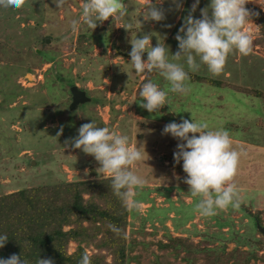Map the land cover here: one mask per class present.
<instances>
[{
    "label": "rangeland",
    "instance_id": "374dc122",
    "mask_svg": "<svg viewBox=\"0 0 264 264\" xmlns=\"http://www.w3.org/2000/svg\"><path fill=\"white\" fill-rule=\"evenodd\" d=\"M181 1L185 7L182 8L180 20L176 22L173 18L180 10H176L171 0H166V18L159 23L154 22L153 28L149 27L150 21L145 22L142 17H138L140 9L134 13L128 11L124 17H110L102 22V26L113 20L114 42L125 46L126 50H131L130 41L136 36L139 38L144 34L154 33L152 45L155 46L157 40L161 44L164 42L169 48L170 57L178 48L174 39L177 30L194 3V0ZM208 2L209 0H200L193 13L194 18H200V10L207 7ZM125 3L127 4L126 1ZM259 3L250 0L245 5L250 13H255L250 17L251 22L244 26V31L250 33L253 42L248 56H241L235 51L230 53L223 71L216 76L209 73L203 65L196 71H188L185 66L188 74L228 83L237 89L210 86L188 78V91L185 94L169 92L166 105L155 113L143 109L140 106L141 100L135 104L132 102L138 91L137 84L146 73L140 74L137 84L128 93L120 90L122 86L128 85L125 83L129 78L131 82L136 79L134 76L130 77L131 69L127 62L120 67L123 60L112 58V49L108 48L106 57H102L104 55L101 48L93 46L89 57L91 63L75 57L79 48L78 35L85 26H81L76 32L68 31L67 26L80 15L82 0H66L65 6L60 10L51 0H24L18 9H0V196L31 187L71 182L79 178L89 179L91 175L104 176L97 173L99 164L93 157L82 151L79 156L70 146H65V142L59 148L61 138L56 140L53 136L45 137L41 132L47 115L50 117L55 112H62L61 117L55 116L45 126L54 129L61 122L63 129L72 133V138L78 135L77 130L82 124L91 122L90 118H99L110 126L112 133L127 135L132 147L136 146L137 141V147L143 144L145 151L143 161L131 169L144 175L147 180L143 188L135 193L134 198L139 201L140 207L127 208L126 243L129 244L133 239L140 243L129 253V256L138 258L137 262L133 261L131 264H154L153 254L158 255L163 264L166 261L172 262L171 258H166L164 252L158 251L155 246L157 241L163 239V235L187 237L193 243H198L210 240L220 231L226 252H231L235 247L239 251L249 250L250 244L237 245L233 240H228L243 236L247 242L250 241L247 239L250 235L255 240L261 239L252 220L245 217L243 212L228 207L218 211L215 216L201 217L193 211L196 199L188 194V186L170 181L167 176L168 163L161 159L166 153L176 151L178 141L171 136L162 135V129L170 122L179 123L181 118L190 120L192 117L193 120L206 122L209 130H226L232 148L240 154L232 180L238 191L239 206L252 207V212L263 213L261 218L264 220V0H259ZM128 23L133 25L130 31L134 33L130 35L124 29ZM122 31L124 32L121 33ZM47 35H51V39L45 41L48 47H42L41 38ZM82 45L87 47L86 42ZM39 50L45 55V59L53 58L54 62L48 64L44 61L39 66V58L35 55ZM80 66H84L80 77L88 75L92 80H101L98 88L92 81L82 85L76 80ZM105 66H109V72L103 77L100 70ZM27 68H32V74L25 72ZM58 75L62 79L72 78L78 89L84 87L90 102L70 110L69 88L64 80L56 81ZM112 75H115L114 86L109 77ZM150 80L167 89V82L158 72H152ZM251 90L252 93H248ZM37 93L46 99V103L42 102L41 97L34 98ZM104 96L116 102L114 114L109 112L107 106L93 105L94 99ZM123 101L126 103L120 104ZM136 109L153 120L154 125L150 120H147L149 128L135 124L132 117ZM72 112L74 115L70 117ZM111 116L113 122L110 121ZM21 149L31 151H20ZM226 220H229L227 226L218 229L216 222ZM217 244L205 246L210 249ZM75 248L76 244L70 243L67 252L71 254ZM86 253L101 254L93 249H87ZM259 253L263 254L264 251ZM106 261L110 262V258ZM173 264L180 263L174 261Z\"/></svg>",
    "mask_w": 264,
    "mask_h": 264
},
{
    "label": "clouds",
    "instance_id": "9594fccd",
    "mask_svg": "<svg viewBox=\"0 0 264 264\" xmlns=\"http://www.w3.org/2000/svg\"><path fill=\"white\" fill-rule=\"evenodd\" d=\"M23 2L24 0H0V9H18ZM51 2L58 10L66 4V0ZM165 2L166 0L150 2L140 9L138 17H142L145 22L159 23L165 20V11L161 7ZM249 2L250 0H209L207 7L200 10V18H194L193 13L200 3V0H194L174 37L178 45L177 51L170 57L169 48L164 42L161 44L157 40L155 46L151 44L154 33L132 39L128 67L135 74L155 70L167 82L166 90L151 80L145 82L139 92L142 98L140 106L149 113H155L166 105L169 92L185 94L188 91V71H196L203 65L209 73L216 76L223 71L230 53L235 51L241 56H248L253 42L250 33L244 31V26L255 15L245 7ZM256 2L259 3V0ZM171 3L177 11L182 9L180 0H171ZM127 12L125 0H82L80 15L70 21L67 30L76 32L81 26L95 29L99 22L110 17H124ZM132 26L128 23L124 29H131ZM145 54L146 58L142 59ZM62 131L61 127L56 133L57 137ZM77 131L78 135L70 141L71 148L93 157L99 164L97 173L110 178L109 187L113 195L126 208L138 209L140 204L134 198L135 193L143 188L147 180L144 175L131 169L143 161V144L137 147L136 141V146L132 147L127 135L114 134L108 127L97 126L93 120L82 124ZM162 135L171 136L178 141L173 160L177 164L182 161V171L186 174L183 183L188 186V194L196 199L194 212L201 217H211L229 206L233 209L239 207L238 191L232 180L240 154L232 148L226 130H209L206 122L196 121L191 117L190 120L181 118L179 123L166 124ZM68 143L66 141L65 146ZM108 227L113 232L120 231L115 225L109 224ZM8 239L6 234L0 233V249ZM0 264H27V261L22 256L13 254L7 259L0 258ZM37 264H54V261L51 258H38ZM79 264H90L87 253L82 255Z\"/></svg>",
    "mask_w": 264,
    "mask_h": 264
},
{
    "label": "trees",
    "instance_id": "16d2710c",
    "mask_svg": "<svg viewBox=\"0 0 264 264\" xmlns=\"http://www.w3.org/2000/svg\"><path fill=\"white\" fill-rule=\"evenodd\" d=\"M113 26V20L109 21L104 26H102V22H99L95 29H89L85 26L77 39L79 46L77 49L78 54L75 53L77 60L81 57L80 59L91 63L89 57L92 48L93 46H97L102 50V55H104H101L102 57H106L108 48L112 49L114 51L112 58H121L124 64H121L120 67L124 66L130 59L128 56L130 50H126L125 46L122 47L117 41L116 43L114 42ZM123 32L124 31L121 33ZM125 32L129 35V33L131 34L133 31H130V29L127 31L125 29ZM47 39H51V35L41 38L42 47H48L45 43ZM83 42H86V48L83 47ZM35 55L37 59L39 58V66H41V63L44 61L48 64L54 62L53 58L46 57L45 59V55L41 53V50ZM145 58L146 54L142 59ZM101 61L102 60H100V62ZM85 65L86 64H84V66ZM84 66L79 67L76 80L82 85L88 81H92L95 83V87L98 88L101 85V80H92L88 75L80 77V71ZM31 69L32 68H27L25 72L32 74ZM100 71L103 72V77L107 76L109 66H105ZM152 72L156 71L154 70ZM152 72L146 73L138 84L137 80H139L140 74H137L134 76L136 79L135 81L131 82L129 78L125 83H128V85L120 88V90H126L128 93L131 88L137 84L138 91L132 98L133 104L138 100H142L139 95L140 89L145 82L150 80ZM89 74H92L91 71ZM114 76L115 75L109 76L113 86L115 84ZM188 77L192 81L206 83L210 86H227L237 89L234 85L194 74H188ZM55 79L59 82L64 80L69 89L75 86L73 79L70 77L62 79L61 75H58ZM79 90L85 91L88 95L84 87H79ZM243 90L247 92L246 89ZM252 91L253 90L248 91V93H252ZM38 97H41L40 99L43 98L40 93L34 96L35 99ZM98 98L94 99L92 102L94 106H107L110 113L114 114L116 112L114 111L116 103L114 100H108L105 96L102 97L103 99ZM45 101L46 99L43 98L42 102ZM68 101H70V97ZM39 103H41V101ZM125 103L126 102L123 101L120 104ZM135 112L141 116V119L138 122L135 120V123L140 124L142 128H147V120L149 121L150 119L137 109ZM61 114L62 112L60 114H56L55 112L50 117L47 115L41 126V132L45 137L49 135L53 136L52 138L55 139L61 138V142L59 145L57 144L59 148H62L63 142L66 141L69 142L68 146L71 148L70 141L73 135L69 130L63 129L62 134L58 137L56 136V133L62 127L61 122H59V125L54 129L45 126L47 121L53 120L55 116L60 118ZM72 115H74V112L69 114L70 117ZM90 119L93 120L94 118ZM93 121H95L97 126L108 127L110 130V126L105 125L99 118ZM110 121H114L112 116L110 117ZM151 121L152 120H150V122ZM139 137L142 138V135H139ZM71 150L78 152L77 154L80 156L81 150L73 148H71ZM20 151L26 152L31 150L21 149ZM161 160L162 162L168 163L167 167L169 169L167 176L170 181L187 186L183 183L186 174L182 171V161L179 164L175 163L173 160V152L166 153ZM109 185L110 178L91 175L89 179L79 178L71 182L31 187L1 195L0 233L6 234L9 239L5 246L0 249V258L7 259L15 254L17 256H22L27 261V264H37L38 258H51L54 264H79L86 250L93 249L101 254L89 255L90 264H131L133 261L137 262L138 258L136 256H129V253L140 244L139 241L133 239L129 244L126 243L127 235L125 227L128 209L113 195ZM242 206L243 205L235 209L243 212L245 217L252 220L253 225L256 226L257 223L260 227L264 228V220L261 218V214L263 213L252 212V207ZM230 207L231 206H229V208ZM228 221L229 220L217 221L218 229L227 226ZM109 224L115 225L120 231H111L108 227ZM255 226L253 227L257 230L256 232L261 239L255 240L251 235L247 236V239H250V241L247 242L244 241L246 239L243 236L228 239L233 240L237 245L248 246L250 244V249L247 251H239V248L235 247L231 252H226L225 244L223 243L225 241L221 240L222 235L220 231H218L215 236H212L210 240L205 239V241H200L198 243H193L191 239L187 237L163 235V239L157 241L155 246L158 251L164 252L166 258L169 257L172 259V262L166 261L164 264H173L174 261H178L180 264H250V262H253L252 264H264V253H259L264 251V236ZM65 228L67 229L65 230ZM70 243L76 244L75 251L71 254L67 252ZM210 243L218 244L216 247L208 249L205 245ZM153 256L154 264H163L159 261L158 255L153 254ZM107 258H110V262L106 261Z\"/></svg>",
    "mask_w": 264,
    "mask_h": 264
},
{
    "label": "crops",
    "instance_id": "0c3cea01",
    "mask_svg": "<svg viewBox=\"0 0 264 264\" xmlns=\"http://www.w3.org/2000/svg\"><path fill=\"white\" fill-rule=\"evenodd\" d=\"M126 2H127V7L126 8H128V11L129 12H133L134 13V11L135 10H138V9H142L143 7H145V6H147L150 2L151 3H155V0H125ZM183 1H181V3H182ZM164 3L161 5V7L163 8V10H164ZM183 6L185 7V4H182V8H183ZM172 9V8H171ZM182 12H183V9H181L176 15H175V17L173 18V20L176 22V21H179L180 20V18H181V15H182ZM121 26H122V24H121ZM124 26V25H123ZM122 26V27H123ZM153 26H154V22H149V27L150 28H153ZM132 33H134V32H132ZM129 35H130V33H129ZM151 44H152V42H151ZM118 60H120L119 58H118ZM119 63H121V62H119ZM124 64V63H123ZM141 74H143V73H141ZM135 75H137V74H135L134 72H132V70H131V74H130V77H132V76H135ZM143 77L140 79V80H142L143 78H144V76H145V74L144 75H142ZM140 77V76H139ZM91 100V99H90ZM133 111H134V109H133ZM123 116V115H122ZM122 116H120L119 117V121H121L120 119L122 118ZM132 119H133V121L135 122V120H137V122L141 119V116H140V114H138V113H136V112H134V116L132 117ZM153 121V120H152ZM151 121V122H152ZM150 122V121H149ZM153 123V122H152ZM135 124H137V123H135ZM153 125H154V123H153ZM150 125L149 124H147V128L149 127ZM161 126H163V125H161ZM153 127V126H152Z\"/></svg>",
    "mask_w": 264,
    "mask_h": 264
},
{
    "label": "water",
    "instance_id": "95a60500",
    "mask_svg": "<svg viewBox=\"0 0 264 264\" xmlns=\"http://www.w3.org/2000/svg\"><path fill=\"white\" fill-rule=\"evenodd\" d=\"M69 92H70V110H73L79 105H83L84 103L90 102V98L87 97L85 91L79 90L76 86L71 87L69 89ZM92 172L94 173L93 170ZM256 226H257L256 228L258 229V231L262 233L264 236V229L260 227L257 223H256Z\"/></svg>",
    "mask_w": 264,
    "mask_h": 264
}]
</instances>
